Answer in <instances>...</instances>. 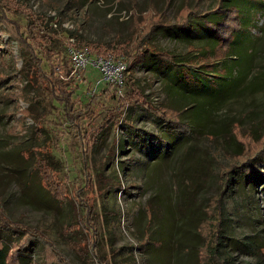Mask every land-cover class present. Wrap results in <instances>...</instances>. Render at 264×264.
<instances>
[{
	"label": "rangeland",
	"instance_id": "rangeland-1",
	"mask_svg": "<svg viewBox=\"0 0 264 264\" xmlns=\"http://www.w3.org/2000/svg\"><path fill=\"white\" fill-rule=\"evenodd\" d=\"M217 1L0 0V13L6 12L8 18L0 17L6 19L0 22L6 30L0 31V214L48 236L71 264H97L90 254L84 257L72 246L85 233L64 231L70 225L82 224L81 216L73 208L81 207L83 201L93 203L94 220L101 229L102 259L108 258L111 264H197L196 247L201 240L196 227L205 217L209 198L223 189L221 166H227L229 156L241 149L233 134L234 125L240 127L241 133L237 135L242 141L248 140L242 135L247 131L254 135L264 131V9L256 15L241 16V37L250 48L244 46L229 55L242 65L248 60L243 65L244 79L224 96L217 95L208 114L196 120L183 116L190 124L189 138L177 139L163 123L139 107L123 111L128 125L117 127L109 122L118 116L113 110L116 100L109 95L92 101L88 94L91 84L86 78L78 90L82 112L76 124L95 130L91 134L96 137H88L87 156L81 149L79 126L65 122L62 106L19 80L17 70L22 61L17 38L23 37L26 45L36 49V45L47 44L48 40L42 36L52 37V44L48 45H56L62 55L71 33H80L82 41L77 42L80 47L122 43L129 37L134 15L160 12L170 2L165 17L173 22L184 5H199L201 12L206 13ZM31 15L45 19L48 26H44L42 35L29 18ZM192 20L195 28L201 27ZM65 24L72 28H66ZM63 29L69 33H63ZM152 43L162 50L190 57L196 53L191 47L208 43V37L204 38L200 32L160 29ZM197 53V64L201 65L205 47H199ZM223 53L214 51L210 60L216 55L222 57ZM10 55L15 58V68ZM41 57L46 59V55ZM228 64L233 79L227 71L223 74L218 69L210 80L198 82L194 89L205 97L212 89L228 90L230 82H236L235 78L244 72V69L236 71L231 62ZM42 65L47 70L45 60ZM168 72L154 59L137 68L133 77L138 86L136 93L156 105L176 108L191 105L190 93L177 89ZM128 79L126 73L124 92L129 86ZM21 89L27 92L25 99L20 97ZM24 109H30L31 115H25ZM118 120L121 122L122 118L113 119ZM161 133L164 139L174 140L169 150L163 148L165 144H159ZM31 146L45 147L39 156L47 167L43 173L47 184L64 200L62 204L32 176L31 160L22 151ZM178 178L186 187L185 195L178 191ZM223 204L225 245L233 264H263L264 252L258 244L264 246V180L237 176L226 191ZM150 211L153 219L147 225ZM148 227L156 245L136 250L137 245L142 246L140 240ZM179 227L185 231L182 244L191 251L181 250L182 245L174 242ZM152 239L149 242L154 244ZM36 254L34 250L33 257Z\"/></svg>",
	"mask_w": 264,
	"mask_h": 264
},
{
	"label": "trees",
	"instance_id": "trees-1",
	"mask_svg": "<svg viewBox=\"0 0 264 264\" xmlns=\"http://www.w3.org/2000/svg\"><path fill=\"white\" fill-rule=\"evenodd\" d=\"M171 2V0H170ZM163 8L162 11L156 12L152 10L147 15L138 17L134 15L133 26L129 34L128 39L124 42H114L107 45L99 46L95 45L90 47L92 52L98 54H107L109 52L119 56H123L127 65V72L129 79L127 81L128 89L124 92L123 96H118L116 91L108 87L103 89L100 94L94 95L92 101H96L103 96H111L117 102V106L113 109L118 116L113 119L122 118L121 122L109 120L114 123L117 127L122 125H128L127 118H123V111L126 109H132L139 107L146 111L148 114L153 116L156 120L163 123V126L170 131V133L178 138H189L190 124L185 121V117H191V119H199L202 115L209 113L210 106L213 107V103L217 98V95L224 96L225 93L229 92L230 89L234 88L239 82L244 79L245 68L239 59L232 60V56H229L231 52H239L245 45V40L241 37L242 24L241 16L256 15L263 11L264 0H218L216 5L208 12L203 13L200 10L199 5L189 7L184 5L181 7L175 15V21L171 22L166 19V11L170 5ZM3 18H7V13ZM0 13V17L3 16ZM34 25L37 27L38 34L45 33L44 30L47 28V24L44 23L45 19L38 18L36 15L29 16ZM6 19H0L6 20ZM192 19L196 20L201 24V27L195 28ZM57 24V22H56ZM0 23V31L2 29ZM44 26H46L44 28ZM160 29L163 30H177L180 32H200L204 38L208 37V43L196 45L197 47L190 49L192 53L196 52L190 57L178 55L166 50H162L155 46L152 41ZM68 34L69 31L63 29V33ZM76 34V35H75ZM80 33H71L68 36H74L79 42ZM42 35V34H41ZM43 40H48L45 45H36V49L32 45H26L27 41L23 37L17 38L20 43L22 61L21 68L17 70L19 80L25 81L30 86H34L38 90L44 92L49 98L55 99L62 106V115L69 124H75L79 126L81 133L82 143L81 149L85 156L89 153L90 141L88 137L92 139L94 136L90 129H83L82 125H77L76 122L80 117L81 100L78 90L80 85H69L62 81L58 73H56V64L59 63L61 56V50L56 49V45L52 44L53 38L47 37L46 35L41 37ZM82 40H80L81 42ZM199 47H205L204 62L201 65L197 64V49ZM44 48V49H43ZM224 51L222 57L215 56L214 60H210L212 53L215 51ZM41 55H46V59H43ZM11 62L15 68V58L10 55ZM227 58L223 62V59ZM230 57V58H229ZM223 58V59H222ZM154 59L159 62L163 69L168 70V74H171V80L175 87L182 91H188L192 96V104L187 107H170L165 104H154L152 100L145 96H139L137 83L134 82V72L137 68L149 63L150 60ZM43 60L47 63V70L44 69L42 63ZM229 62L235 67V70L244 69L243 76H239L235 81H231V86L228 90L218 91L212 89L205 97L202 93L194 89V86L198 82L203 80H210V76L216 70H220L224 74L225 71L231 78L233 75L230 72ZM233 79V78H231ZM235 83V84H234ZM226 93V94H227ZM27 92L25 89H21L20 97L26 98ZM24 114L27 116L31 115L30 109H24ZM186 114H188L186 116ZM103 128V127H102ZM103 130V129H102ZM234 136L240 144V150L236 154L229 156L227 166H221V176L223 177V189L209 198L205 208V217L197 225L196 230L198 237H200V244L196 247V262L197 264H233L232 256L225 245V208L223 204L224 195L227 190L231 188V185L235 182L237 176H246L248 179L264 180V131L258 135H254L251 132L243 133V138L248 140H240L237 132L241 133V129L238 124L234 125L233 128ZM232 130V131H233ZM92 133V134H91ZM97 136L99 133L97 132ZM161 136L159 144H165V150L173 145L174 140L166 137L165 139ZM96 137V136H95ZM94 137V138H95ZM94 142H97L94 139ZM45 149L44 146L40 147H26L22 148L25 151L28 160H31L33 166V177L36 182L43 190L51 194L52 198L62 204L63 199L56 192L55 188L49 186L46 182V177L43 173L44 169H47L44 159H40L41 152ZM26 159V160H27ZM177 188L181 195L186 194V187L180 178L177 179ZM120 187L122 184L119 185ZM134 187V185L132 186ZM121 190V189H119ZM125 190V189H124ZM78 194L76 195V199ZM78 209L73 208L79 216L82 218V224L76 225L75 227L70 225L65 228V233H76L81 235V231L85 233L83 237L81 235L77 237L75 242L72 244L75 250L79 254H83L87 257L89 254L92 256L97 264H111L108 258L102 259L100 255V241H101V229L97 222L94 220L96 206L95 204H89L86 202L81 203V207L77 206ZM184 218V217H183ZM153 219V213L150 211L148 214V223H151ZM81 225V227H79ZM181 228L182 225H181ZM175 241H178L184 251H191L184 243L185 231H181ZM87 234V237H86ZM182 236H181V235ZM183 238V239H182ZM152 236L148 229L145 230V234L140 240L142 246L139 248L137 245L136 250H145L146 246L156 245V242L151 241ZM175 248V247H174ZM261 252H264V246L258 244ZM36 250L37 254L33 257L32 253ZM176 251H180V248H175ZM185 255V254H184ZM0 264H71L70 261L57 249L56 244L46 235H42L39 231L24 225L19 221H11L5 215L0 214ZM192 264H196L192 262ZM264 264V263H263Z\"/></svg>",
	"mask_w": 264,
	"mask_h": 264
},
{
	"label": "built area",
	"instance_id": "built-area-1",
	"mask_svg": "<svg viewBox=\"0 0 264 264\" xmlns=\"http://www.w3.org/2000/svg\"><path fill=\"white\" fill-rule=\"evenodd\" d=\"M64 26L72 28L69 24ZM63 54L55 69L62 81L69 85H81L87 78L91 84L88 94L92 97L108 87L115 90L118 96L124 95L123 87L128 72L123 56L111 52H92L87 47H80L74 36L68 37Z\"/></svg>",
	"mask_w": 264,
	"mask_h": 264
}]
</instances>
